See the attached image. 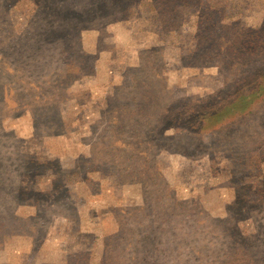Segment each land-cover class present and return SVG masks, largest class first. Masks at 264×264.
Here are the masks:
<instances>
[{
	"label": "rangeland",
	"instance_id": "374dc122",
	"mask_svg": "<svg viewBox=\"0 0 264 264\" xmlns=\"http://www.w3.org/2000/svg\"><path fill=\"white\" fill-rule=\"evenodd\" d=\"M261 71L264 0H0V264H264Z\"/></svg>",
	"mask_w": 264,
	"mask_h": 264
},
{
	"label": "trees",
	"instance_id": "16d2710c",
	"mask_svg": "<svg viewBox=\"0 0 264 264\" xmlns=\"http://www.w3.org/2000/svg\"><path fill=\"white\" fill-rule=\"evenodd\" d=\"M251 78H252L251 81L254 84H250V86L247 88L246 91H247V99L250 101V104L252 105L254 100H257L258 98L264 96V71H261V72L255 74ZM170 121H173V119L171 120V118H168L165 121V124L167 125V123H169ZM164 128H165V126H164ZM161 129H163L162 125H161ZM165 129H167V128H165ZM165 129L163 130L164 132H166Z\"/></svg>",
	"mask_w": 264,
	"mask_h": 264
}]
</instances>
